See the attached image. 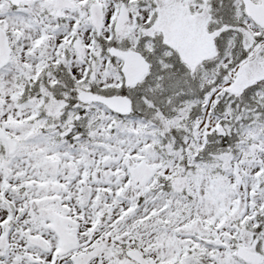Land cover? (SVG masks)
<instances>
[{
	"label": "snow or ice",
	"instance_id": "6c2138e0",
	"mask_svg": "<svg viewBox=\"0 0 264 264\" xmlns=\"http://www.w3.org/2000/svg\"><path fill=\"white\" fill-rule=\"evenodd\" d=\"M0 264H264V0H0Z\"/></svg>",
	"mask_w": 264,
	"mask_h": 264
}]
</instances>
